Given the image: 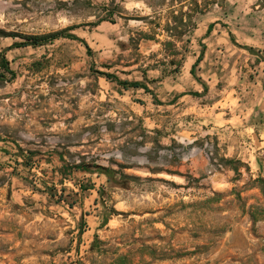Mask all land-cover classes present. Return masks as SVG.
I'll return each mask as SVG.
<instances>
[{"label":"rangeland","instance_id":"1","mask_svg":"<svg viewBox=\"0 0 264 264\" xmlns=\"http://www.w3.org/2000/svg\"><path fill=\"white\" fill-rule=\"evenodd\" d=\"M217 29L262 48L264 0H0V105L6 53L28 59L20 102L86 124L80 153L99 173L56 196L68 223H20L0 207V264H264V76L254 75L263 66L240 48L205 56ZM64 30L89 50L65 37L39 41ZM217 60L237 75L209 73ZM22 213L31 214L12 212Z\"/></svg>","mask_w":264,"mask_h":264},{"label":"crops","instance_id":"2","mask_svg":"<svg viewBox=\"0 0 264 264\" xmlns=\"http://www.w3.org/2000/svg\"><path fill=\"white\" fill-rule=\"evenodd\" d=\"M211 34L212 31L206 36L209 38ZM229 34L227 33V36ZM213 35L215 37L210 38L208 40L209 44H206L205 56L210 54L218 59H225L227 53L237 48L248 50L252 54L256 52L250 63L257 64L255 69L259 66H263V68L260 72H255L254 75L257 74V77H259L262 74L264 76V46L262 48L249 46L248 49L244 46H237L231 40L230 35L225 38V34L220 29H217ZM14 51H17V49H11L9 52L13 53ZM7 54L8 52L5 55L7 65L15 74V77L6 84L3 94L5 104L0 105V110L5 109L7 113L4 117H0V207L4 208L5 211L2 218H15L20 223L28 224H34L44 219L53 224L58 222L68 223L71 218H69L68 212L64 210L66 209L65 203L57 202L56 196L61 193L63 188L72 185L77 186L79 180L99 175V173L94 174V172L89 171L85 160L86 153H80L81 149L84 148V144L87 143L86 133L83 132V128L85 129L87 125L79 124L78 126V121H75L73 125H68L61 123L60 120H55L54 116L49 120L45 118L43 110L35 103L29 101L21 103L20 101L25 99V89L29 84L24 76L23 68L28 59L17 56L8 57ZM228 62L231 65V58ZM219 64V60L215 61L213 69H210L209 73L219 77V72L221 78L226 79L237 75L236 64L234 65L235 68L229 69L228 66V68L218 69ZM197 77L199 78V76ZM201 82L204 84L202 79ZM155 84H161V82ZM202 84H200L201 87ZM147 88L150 92L146 93L142 89L144 94L154 97L155 94L152 90L149 87ZM256 89L263 92L260 94L263 96L264 81L261 83L260 88L256 87ZM167 96L170 97L169 103H173L176 99V96L171 94ZM79 130L82 133L81 138L74 140ZM78 157L79 162H82L84 167H80L76 163ZM98 189L96 187V189L87 190V192L93 194V197ZM85 196L82 199L79 194V202L72 209L79 208L80 221L83 219L81 208L85 204ZM21 208L29 210L31 214H12L13 209L19 210ZM53 208L59 209L62 213H59V216L51 215L48 217V215H45L46 209ZM72 210L69 211L72 212Z\"/></svg>","mask_w":264,"mask_h":264},{"label":"trees","instance_id":"3","mask_svg":"<svg viewBox=\"0 0 264 264\" xmlns=\"http://www.w3.org/2000/svg\"><path fill=\"white\" fill-rule=\"evenodd\" d=\"M67 31H69V30H64V31H62V32L55 33V34H53V35H51V36H48L47 38H42V39L39 40V41H40V42H42V41H44V40H50V41H53V40H56V39H58V38H60V37H61V38L65 37V38H67V39L74 40V41H77V42L81 43L82 45H84V47L86 48V50H89L88 46H87L83 41L79 40L78 38H76V37H74V36L67 35V34H66V36H64V33H66ZM170 31H171V33H173V31H175V30H172V29H171ZM39 41H37V40H33V41L30 42V43L20 44V45H18V46L15 45L14 47H26V46L36 47L37 45H39ZM251 51H252V50H251ZM196 63L198 64V63H199V60H198ZM2 67L4 68V71H5L7 74L10 75V79H9L8 81H11L12 79H14L15 74L9 69V67H8V65H7V62L2 61ZM195 67H196V64L193 65L192 69L190 70V75H191V76H192V77H193L198 83L202 84L201 79L198 78V77L196 76V74H195ZM103 75H105V77H106L108 80L115 81L116 84H117L118 86L122 87L123 89H127V88L143 89L146 93H149V92H150L146 86H144V85H142V84H139V83H137V82H135V83L123 82V81H119V80H117V79H115V78H113V77H111V76H109V75H106V74H103ZM143 75H145V74L143 73ZM0 79L4 80V77L0 75ZM202 85L204 86V84H202ZM205 90H206V88H205ZM192 95H193L194 97L200 96V95L197 94V93H193ZM78 165L81 167V166L83 165V163H82V162H79ZM79 166H78V167H79ZM82 167H84V166H82ZM85 167H86V166H85ZM97 170H98L100 173L105 174L107 177H110V175L115 174V172L112 171V170L109 169V168H106V169H104V168H97Z\"/></svg>","mask_w":264,"mask_h":264},{"label":"built area","instance_id":"4","mask_svg":"<svg viewBox=\"0 0 264 264\" xmlns=\"http://www.w3.org/2000/svg\"><path fill=\"white\" fill-rule=\"evenodd\" d=\"M76 163H79V160Z\"/></svg>","mask_w":264,"mask_h":264}]
</instances>
